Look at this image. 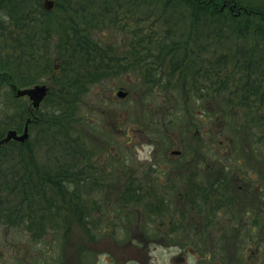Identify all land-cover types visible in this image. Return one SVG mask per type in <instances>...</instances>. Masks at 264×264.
<instances>
[{"label": "trees", "instance_id": "1", "mask_svg": "<svg viewBox=\"0 0 264 264\" xmlns=\"http://www.w3.org/2000/svg\"><path fill=\"white\" fill-rule=\"evenodd\" d=\"M21 1L23 0H0V9L6 8L7 5V14L13 19L12 26L15 29L22 24L14 20V14L11 12L16 11L17 17L22 21L26 19L33 23L47 21L46 15L52 13L43 7L40 9L38 4L34 5V10L25 9V4H21ZM55 1V6H60L62 3L61 0ZM234 3H236L235 6H233ZM223 5L225 8H222ZM79 6L82 8L79 17L84 25L81 29L82 34L72 32L73 40L70 47L61 42L54 45L53 49L60 58L59 65L57 74L52 71L47 76L50 81L49 91L42 102V110L41 107L37 110L32 109L28 100L17 97L9 83H14L17 87H27L38 83L49 72L47 64L50 63L51 57L47 55L48 52L45 50L40 54L44 55L43 62L46 68L38 66L39 62L33 55L30 59L27 58L29 61H24L25 72H15L13 67L17 69V64L13 63L9 57L3 56L4 54L0 51V138L8 129L20 131L25 120L28 117L33 118L29 124L28 139L23 142L12 139L0 145V227L5 225L20 229L25 235L28 233L30 241H39L45 234H52L53 239L62 249L63 239L71 222L76 220L82 226V230L88 233L91 229L89 226L92 225L93 212L101 211L103 216L95 219L96 226L101 225L103 221L115 222L121 221L120 219H124L131 225L136 223L138 218L148 219L147 216H149L148 220H150L151 214L162 213L159 212L161 207L149 201V197H153L158 202V198L151 194L152 189L134 188L133 182L127 183L129 179L125 178L124 171L114 174L115 168L112 167L106 173L104 170L106 167L102 168L94 164L93 157L101 153V147L96 144L89 145L85 135L76 131L74 124V121L80 118L76 117L79 101L90 85L95 82L118 77L127 70L136 71L144 85L159 82L153 70L150 69L151 62L149 63L147 58L154 52L161 55L162 60L164 56H167L171 73L177 70L181 75L182 71L189 75V77L182 75L185 80V87L182 88L184 93L190 91L192 85L199 84V90L195 94L200 99L204 98L201 104L204 102L211 108L210 112L207 111L209 108H206L209 115L206 116L207 119L214 115L213 112L216 113L215 116L224 119L222 124L226 123L223 126L228 130L230 138L244 144L241 151L234 152L238 155L242 154L243 158H246V165L258 172V182L261 184L259 190L263 193L264 8L253 5L241 6L237 0H80ZM119 7L122 9L123 16L138 14L137 22L151 16H165L162 25L166 26L167 30H171L168 33H170L169 37L174 38L173 45H164L160 41L148 46L143 43L137 45L129 43L125 45L127 49L122 53L113 47L112 50L115 53L106 61L96 59L94 57L96 50L101 52L102 56L112 51L100 47L99 41L93 38L92 28H95V36L98 31H102L104 27L111 24L108 18V23L105 24L106 13L102 9H108V13L115 14L113 19L118 20L116 16ZM83 10L87 14L84 15ZM48 23L40 29L50 30ZM1 28H3L2 20H0ZM86 28H89L87 32ZM34 29L37 31L38 25ZM26 32L29 33V31ZM139 33L137 28L131 37L138 41ZM16 37L10 42L12 43L9 46L10 50H6V55L10 57L14 55L12 53L14 44L21 49L26 41L29 42V37L25 35H21L20 39H15ZM169 37L166 36V38ZM199 38L205 39L206 43H198ZM184 39L193 41V47L197 49L214 47V53H217V48H225V51L227 49L228 51L218 59L215 65L210 63L207 67H198L196 72L201 71L200 76H192L186 63L191 55L195 58V54H192V51L185 53L186 48L183 47L181 51L176 49L179 45H186ZM233 46L234 51L229 53V49ZM0 47L6 48L1 45ZM124 53L130 55L131 59L128 60ZM181 53L184 54L179 56L178 54ZM19 54L18 52L13 58H18ZM86 62L88 68L82 69L81 64ZM140 62L143 64L140 65ZM228 63L235 69H240L242 73L240 82L239 79H234L229 83L230 76L223 70ZM36 67L40 68L41 72ZM32 70L37 73H29ZM251 77L255 79L250 80ZM198 78H201L200 83L196 80ZM45 82L41 80L39 83ZM214 99L216 103L212 105ZM30 108L34 117L29 113ZM5 109H12V114L8 115ZM81 122L78 123L81 124ZM213 127H204L207 128V133L212 128V132L208 133L210 143H215L219 138L218 130L213 131ZM245 129L248 132H245ZM198 131L197 129L196 135H199ZM249 140L252 144H249ZM41 146L45 147L43 152L47 156L42 162L36 157L37 150H41ZM95 147L96 149H93ZM211 149L215 150L214 147ZM195 154L201 153L195 152ZM194 159L199 166L200 158L196 156ZM188 164L187 162L186 165ZM207 165L216 166L217 162L213 165L207 163ZM173 166L175 167V164ZM238 170L237 174L241 177L243 173L240 172V168ZM224 173L230 175L226 169ZM96 176L102 178L98 179ZM113 176L118 180L122 179L121 182H126L127 185L121 186L123 187L121 189L118 188L119 185L116 189L113 185L118 182L111 183ZM105 177L106 179L108 177L106 183L109 187L104 188L103 192L111 194L105 195L103 199L97 195L92 197V192H98L97 187L91 190L94 183L103 181ZM177 177L181 181L186 179L184 174H177ZM247 178L251 180L250 177ZM143 180L145 179L141 181ZM195 180L199 182L198 179H192V181ZM111 184L113 185L110 186ZM255 187L257 189V184ZM118 191L123 194H118ZM256 194L259 199L260 195ZM183 198V196L178 197L180 202ZM108 201L115 207L112 214L108 212ZM82 253H80L82 264L89 263L86 257L87 254L89 255V250L83 248ZM58 258L55 260L57 261Z\"/></svg>", "mask_w": 264, "mask_h": 264}, {"label": "rangeland", "instance_id": "2", "mask_svg": "<svg viewBox=\"0 0 264 264\" xmlns=\"http://www.w3.org/2000/svg\"><path fill=\"white\" fill-rule=\"evenodd\" d=\"M61 1L62 3H60V6L54 5L51 10L52 13L46 15L48 20L45 22H37L38 24L26 19L22 21L21 18L17 17L18 13H16V11L11 12L14 14V20H18V22L22 24L16 26V29L12 26L14 23L13 19L11 17L9 18L7 14V5L6 8L0 9V20L3 21V28L0 29V42L2 41L0 45L6 47H0V51L4 54L3 56L9 57L13 63L17 64V69L13 67L15 72H25L26 67L24 61L30 59L33 55L39 62L37 65L46 68L45 62H43L44 55H40L46 50L48 52L47 55L51 57V60H49L50 63L47 64L49 72L48 74L46 73L43 77L44 79L41 78L39 82L45 80V83L48 85L50 81L47 79V76H49L52 71L57 74V68H54V66L57 64L59 65L60 59L53 49L54 45L56 46L57 42H61L67 47H70L73 40L72 32L74 34H82L81 29L84 26L79 17L80 11L82 10L79 6L80 0ZM237 1L240 2L241 6L253 5L264 8V0ZM43 3L44 0L21 1V4H25V9L28 8V10H34V5L37 4L41 9ZM102 10L106 13L105 24L107 25L108 23L107 18L110 20L111 24H108V27H104L102 31H98L95 36V28H92V34L93 38L99 41L102 49H111L112 52L105 53L104 56H102V53L96 50L94 52V57L96 59L106 61L107 58L113 57L115 53L114 50H112L113 47H116L118 52L122 53L126 51L127 47H125V45L129 43L133 45L143 43V45L148 46L153 42L160 41L163 42L164 45H173L174 38L169 37L170 33H168L171 32V30H167L166 26L162 25V20L165 19V16H151L150 18H143V21L138 20L137 22L138 14H125L123 16L122 9L119 7L116 16V19L117 17L119 19L114 20L113 16L115 14L108 13V9ZM83 12L84 15L87 14L84 10ZM47 22H49L47 26L50 30H41L40 27L44 26ZM37 25L39 29L35 31L36 29H34V27ZM137 28L140 31V38L138 41L131 37ZM88 30L89 28L85 29L86 32ZM26 31H29V33ZM21 35L29 37V42H25V45L22 46L23 49L16 47L14 44V51L12 52L14 55L11 57L8 56V54L6 55V50H10L9 46L12 44H10L12 39L16 36L15 39H20ZM166 36L169 38H166ZM3 40H6V42H3ZM185 41L186 45H179L176 49L177 51H181L183 47L186 48L185 53L192 51V54H195V58L191 55L186 63L192 76H200L202 72H196L198 67H207L210 63L215 65L218 59L228 51L227 48L226 51L225 48H217V53H214V47L197 49L193 47V41L184 39V42ZM199 41L198 43L201 44L206 43L203 38H199ZM230 42L234 43L233 41ZM6 44L8 45L6 46ZM234 49V46L231 47L229 53L230 51H234ZM18 52L20 56L14 59L13 57H15ZM220 53L222 54L218 55ZM183 54L184 53L178 55L182 56ZM124 55L128 57V60L131 59L130 55L126 53H124ZM147 58L148 62H151L149 67L153 70L159 82L144 85L140 79L141 76L136 71L127 70L118 77L95 82L90 85L88 91L82 95L81 101H79L78 104V110L76 111V117L80 118L76 119L74 124L76 131L85 135L89 145L96 144L101 147V153L93 157L94 164L102 168L106 167L104 168L106 173L108 169L112 167L116 169H114V174H116V172L118 174L121 170L124 171L125 178L129 179L127 183H137L145 179L143 180L144 183H152L157 188L165 187L168 183L171 184L179 181L176 173L173 175L168 174L171 168H175L176 171L180 173L182 172L180 166L182 165V167H185L187 162L189 165H192L191 167L197 166L194 157L197 156L200 158L205 152V143L202 141L201 146L199 135L202 133V129L205 126H214L213 131L216 130L215 132H217L218 130L217 135L219 138L216 140L218 147L212 150L210 146H207V148H209L205 153L206 163L213 165L217 162L216 167L224 166L226 171L229 172L228 174L234 177H238V168L241 169L240 172L243 173L242 175L244 176L252 169L255 171L254 168L246 165V158L244 159L242 154H239L242 156L240 157L237 152H234L236 150L238 152L241 151L244 144L237 139L234 141L230 138L228 130L223 126L226 123L222 124L224 119L215 116L216 113L214 112L212 113L214 115L210 116V119H207L209 115H207L206 108H209L207 110L208 112H210L211 108L207 107L208 105L204 104V102L201 104L204 98L200 99V97L198 98V95L195 94V92L199 90V84L192 85L190 91L184 93L182 91V88L185 87L183 76L189 77V75L185 74V71H182L183 76L178 73L177 70L171 73L172 71L167 62V56H164L162 60V56L154 52L152 55H148ZM139 64L142 65L143 62ZM224 67V73L230 76L229 83L233 82L234 79H239L240 82V77L242 76L240 69H235L234 66L229 63ZM81 68L87 69L88 63L81 64ZM37 69L41 72L40 68ZM34 71L32 70L29 73H37ZM200 79L201 78H198L196 80L200 83ZM249 79L252 80L255 79V77ZM262 87H264V85ZM120 89L124 92L126 91L125 96H117V91ZM21 98L26 99L24 97ZM214 103H216L215 99L212 105ZM40 109H43L42 105ZM5 111L9 115L12 114L13 110L5 109ZM190 114L192 115L191 117L189 116ZM80 120H82V122ZM78 122H81V124ZM197 129L199 130L197 132L199 135H196ZM209 132H212V130ZM249 144H252L250 140ZM40 149L41 150H37L36 157L42 162L46 156L43 152L45 147L41 146ZM93 149H96V147ZM173 151H180V154L176 156L172 154ZM248 151L250 152V148H248ZM195 152L202 154L196 155ZM238 161H240V163H238ZM200 162L201 160L199 161V165ZM174 164L175 167L173 166ZM107 179L105 177L103 181L106 182ZM258 179L259 177L255 176L254 173V180H251V182H253L255 186L257 184V187H260L261 184L258 182ZM115 181L118 182L117 185L111 184L110 186L113 185L117 189L122 179L118 180L117 177L113 176L111 183ZM169 184L168 186H170ZM255 193H257V190H255ZM258 194L260 197L264 195L262 192ZM96 195L97 192L93 193L92 197ZM149 201L151 204H155V199L153 197H149ZM108 202L110 203L107 204L108 212L110 211V214H112L114 213L115 207L110 201ZM122 212L124 213V211ZM93 218L96 219L98 217ZM120 220L121 221L118 222V225L115 227V238L118 239V241L121 240V232L118 231L135 228V223H133L132 226L126 227L125 220ZM148 221V219L143 218L140 223L141 228L151 229L155 228L156 224H159V221H149L152 223L148 226ZM101 226L106 227V222L103 221L101 225L97 226L98 229L94 230L98 233ZM107 229L108 233L112 231V227ZM28 237V233L25 235L20 229L5 225L1 226L0 263L82 264L81 259H79V254L82 253L85 245L88 246L87 243L89 241L87 233L82 230V226H80L76 220L71 222L66 232V236L63 239V246L61 247L62 249L57 245V241L53 239L52 234H45L39 241H30ZM102 248L103 247L100 245L99 249ZM82 254H80L81 257ZM145 255H148L149 258L147 264H185V260L174 261V254H172L167 247L160 245H157V247L151 246L148 252H145ZM56 258H58L57 261L55 260ZM102 262L101 256L97 263L102 264Z\"/></svg>", "mask_w": 264, "mask_h": 264}, {"label": "flooded vegetation", "instance_id": "3", "mask_svg": "<svg viewBox=\"0 0 264 264\" xmlns=\"http://www.w3.org/2000/svg\"><path fill=\"white\" fill-rule=\"evenodd\" d=\"M54 2L52 0L51 6L55 5ZM245 132L248 131L245 129ZM208 133L207 128H203L200 134L201 146L202 141L205 143V152L200 156L202 165L200 162L199 166L191 167L188 164L180 167L183 173L170 169L169 175L184 174L186 180L168 183L170 186L164 183L167 185L161 188L144 181L132 183L134 188L152 189L151 194L158 198V202L155 199L154 203L161 207L159 212L162 213L151 214L149 220L159 221L155 228H141L142 219L138 218L134 229L118 231L121 232V240L118 241L115 227L120 221H115L114 217L115 222L107 220L106 227L101 226L103 229L100 228L97 233L93 217H101L102 214L101 211L93 212L91 229L87 233L88 246L85 245L89 250L86 256L88 264H98L101 256L102 264H147L149 258L145 252L157 245L167 247L174 254V261L185 260V264H264V195L257 199L255 190L261 192L260 187L255 189L251 182L254 173L258 176V172L252 169L246 176L234 177L225 174L224 167L208 166L205 159L207 146L218 147L216 141L209 142ZM193 178L199 182L192 181ZM119 185L121 189L127 183L120 182ZM96 187L97 196L101 199L111 194L103 192L104 188L109 187L104 181L95 182L91 190ZM118 194L123 193L118 191ZM176 196L184 198L180 202ZM149 221L148 226L152 223ZM128 226L132 224L126 223ZM109 227H112V231L108 233ZM100 245L102 249H99Z\"/></svg>", "mask_w": 264, "mask_h": 264}, {"label": "water", "instance_id": "4", "mask_svg": "<svg viewBox=\"0 0 264 264\" xmlns=\"http://www.w3.org/2000/svg\"><path fill=\"white\" fill-rule=\"evenodd\" d=\"M52 4V0H45L44 6L49 8ZM12 90L16 92V96H27L31 100V104L34 108L38 107L42 100L45 98L48 92V86L46 84H35L31 87L17 89L14 84L10 85ZM126 95V91L121 89L117 91L118 97H123ZM30 118L27 119L23 131L18 133L16 130H8L4 137L0 138V145L8 142L10 139L17 141H25L28 138V122Z\"/></svg>", "mask_w": 264, "mask_h": 264}]
</instances>
